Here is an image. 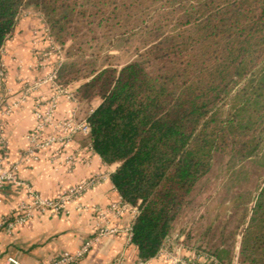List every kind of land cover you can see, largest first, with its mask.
<instances>
[{"label":"trees","instance_id":"obj_1","mask_svg":"<svg viewBox=\"0 0 264 264\" xmlns=\"http://www.w3.org/2000/svg\"><path fill=\"white\" fill-rule=\"evenodd\" d=\"M29 7L61 45L100 30L145 38L138 59L120 69L82 76L64 63L57 83L84 79L78 100H100L87 117L90 142L103 162L118 164L111 180L138 209L131 242L148 263L216 154L243 161L264 148V0H0V54ZM241 260L264 264V184Z\"/></svg>","mask_w":264,"mask_h":264},{"label":"crops","instance_id":"obj_2","mask_svg":"<svg viewBox=\"0 0 264 264\" xmlns=\"http://www.w3.org/2000/svg\"><path fill=\"white\" fill-rule=\"evenodd\" d=\"M44 25L39 14L27 10L21 15L16 32L3 47L0 57L7 70V77L0 84V100L5 96L10 101L17 100L25 84L51 70V66L43 72L32 68L37 59L36 49L49 46L38 31ZM52 95L48 87L33 91L29 102L7 119L9 164L18 162L29 147L26 137L36 125V101L49 100ZM75 109L76 104L63 97L56 117L67 118ZM89 145L85 137H77L59 157L46 155L39 162H25L21 168V180L31 184L46 201H56L71 188L95 178L97 182L93 187L75 202L68 203L69 214L33 211L23 224L18 223L16 217L21 213V206L30 205L31 198L23 186L10 183L4 187L0 194V264H11L8 260L11 257L21 264H50L64 252L76 253L89 238H94L93 248L80 264H119L122 259L124 264L141 262L137 247L126 233L133 222L132 212L109 220L110 227L120 231L118 234L95 236V209L107 208L118 202L121 196L111 180L118 164H106L97 153L89 152ZM79 148L84 150L80 154L76 153ZM71 156L75 159L74 165L69 163ZM5 220H10V223L5 224ZM176 234L172 232L171 236ZM185 245L189 250L193 249ZM147 264L166 263L156 257Z\"/></svg>","mask_w":264,"mask_h":264},{"label":"rangeland","instance_id":"obj_3","mask_svg":"<svg viewBox=\"0 0 264 264\" xmlns=\"http://www.w3.org/2000/svg\"><path fill=\"white\" fill-rule=\"evenodd\" d=\"M27 10L43 17L45 25L38 31L41 37L48 41L49 46L46 49L37 48L35 52L37 62L45 53L54 50L51 56L45 58L47 68L51 66L52 69L59 61L60 67L64 63H74L75 70L80 71L82 76L89 74L92 69H120L137 60L139 50L143 49L145 38L139 32L110 35L101 30H97L96 34L86 33L79 38H70L61 45L56 42L43 14L38 9L29 7L22 15ZM53 59L56 61L53 62ZM35 70L43 72L46 69ZM85 81L75 80L66 87L58 85L62 89L67 88L77 93ZM46 87L54 94L51 87ZM75 104V115L77 119L82 120L100 104V100L93 103L78 101ZM80 136L85 137H77ZM85 138L91 143L89 137ZM263 184L264 148L257 156L243 161L216 154L210 173L197 184L172 232L180 234L184 242L193 249L215 255L222 254L228 264H232L237 257L239 264H248L241 260V247Z\"/></svg>","mask_w":264,"mask_h":264},{"label":"built area","instance_id":"obj_4","mask_svg":"<svg viewBox=\"0 0 264 264\" xmlns=\"http://www.w3.org/2000/svg\"><path fill=\"white\" fill-rule=\"evenodd\" d=\"M51 50L52 51L45 53L44 56H41L39 61L32 65V68L37 70L47 69L45 58L53 54L54 50ZM60 66L61 61L53 66L46 75L36 79L32 83L25 84L17 100L10 101L9 97H4L0 100V194L4 187L10 183L23 186L27 189L31 198V203L30 205L21 206V213L16 217V222L21 224L27 220V217H29L33 211H52L56 214L63 212L69 214V210L67 209L68 203L75 202L78 197L82 196L97 182L95 178H90L63 193L56 201H46L33 189L31 184L23 182L20 178L21 168L25 162H39L46 155L59 157L75 141L78 135H84L90 139L91 129L87 118L79 120L75 112L64 119L56 117L61 98L65 97L73 103H78L79 101L76 93L67 88L62 89L58 85L57 78L61 68ZM6 77V66L0 58V84L5 81ZM46 86L51 87L54 90V94L49 100L39 99L36 101V125L26 137L29 142V147L24 151L18 162L9 164L10 147L6 134L7 119L13 115L15 111L29 102L30 94L33 91H37ZM88 150L89 152L96 153L91 143ZM83 151L82 148H79L76 153L80 154ZM69 163L71 165L75 164L73 156L69 157ZM128 212H132L134 215L131 226L126 230L129 240L131 241L133 223L138 214V209L124 202L122 197L118 202L112 203L107 208L95 209L97 221L95 231L96 238L118 234L120 231L110 227L109 220L114 217H123ZM4 223L8 224L10 220H5ZM93 245L94 238H89L76 253L64 252L50 264H80L90 253ZM157 257L162 258L166 264H225L204 251L197 249L189 250L180 234L168 237ZM8 260L11 264H21L17 259L12 257ZM119 264H124L123 259L119 261ZM139 264L147 263L140 262ZM232 264H239V258L237 257Z\"/></svg>","mask_w":264,"mask_h":264}]
</instances>
